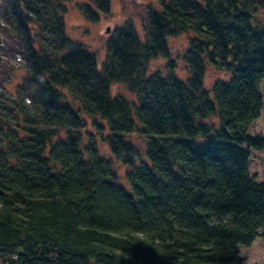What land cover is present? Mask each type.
Wrapping results in <instances>:
<instances>
[{
  "label": "trees",
  "instance_id": "16d2710c",
  "mask_svg": "<svg viewBox=\"0 0 264 264\" xmlns=\"http://www.w3.org/2000/svg\"><path fill=\"white\" fill-rule=\"evenodd\" d=\"M69 1L3 0L26 82L0 92V264H243L239 247L264 242V182L248 172L264 137L246 134L262 108L264 1L158 0L145 40L115 29L101 66L65 35ZM181 32L188 77L168 61L149 71ZM208 70L225 77L205 87Z\"/></svg>",
  "mask_w": 264,
  "mask_h": 264
},
{
  "label": "rangeland",
  "instance_id": "374dc122",
  "mask_svg": "<svg viewBox=\"0 0 264 264\" xmlns=\"http://www.w3.org/2000/svg\"><path fill=\"white\" fill-rule=\"evenodd\" d=\"M87 0H73L66 3V11L63 15L65 35L93 53L97 64H101L106 56V40L114 33L115 29L122 26H131L139 40H145L144 21L146 19L149 7L157 8L158 0H109L108 11L99 12L93 2ZM264 1V0H262ZM84 2L91 5L97 12V19H88L84 11L79 6ZM3 9V0H0V92L16 93L24 89L26 82L25 68L22 55L16 49L15 36L10 27H4L1 17ZM262 12L259 17L263 16ZM192 36L190 32H181L175 36L167 38L166 57H154L150 60L148 70L151 72L159 70L163 73L167 66V61L172 63L175 74L186 79L188 72L184 63V54L188 48V39ZM224 78L225 74L216 73L208 70L204 75V86L208 87L215 79ZM260 97L262 108L258 117L246 128V134L250 136L264 137V89L260 85ZM110 95H119L128 101L134 100V94L131 93L125 85L114 83L110 85ZM28 101V97H26ZM94 131L89 125L86 132ZM88 133V134H89ZM95 139L96 137L93 136ZM144 153V137L138 133H131L127 136ZM91 142V141H90ZM89 142V143H90ZM87 143V142H86ZM88 144V143H87ZM96 146L103 156L110 157L108 146L103 141H96ZM248 159V172L257 182H264V151L250 150ZM118 178L124 181L126 168L117 165ZM264 228L259 230L261 235ZM239 255L243 259V264H264V242L257 237L250 246L239 247Z\"/></svg>",
  "mask_w": 264,
  "mask_h": 264
}]
</instances>
